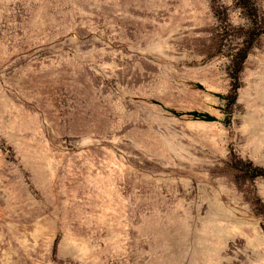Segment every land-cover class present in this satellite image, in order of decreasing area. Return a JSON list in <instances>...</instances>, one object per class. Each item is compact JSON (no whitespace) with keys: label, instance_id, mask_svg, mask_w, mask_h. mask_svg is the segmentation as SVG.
Here are the masks:
<instances>
[{"label":"rangeland","instance_id":"1","mask_svg":"<svg viewBox=\"0 0 264 264\" xmlns=\"http://www.w3.org/2000/svg\"><path fill=\"white\" fill-rule=\"evenodd\" d=\"M0 264H264V0H0Z\"/></svg>","mask_w":264,"mask_h":264}]
</instances>
